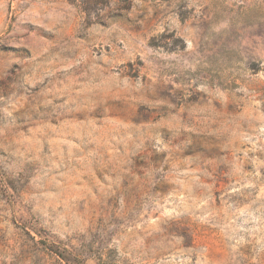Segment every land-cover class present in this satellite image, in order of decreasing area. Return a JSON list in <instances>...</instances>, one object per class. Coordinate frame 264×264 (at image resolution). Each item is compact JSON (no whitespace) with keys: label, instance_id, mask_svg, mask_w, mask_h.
<instances>
[{"label":"rangeland","instance_id":"obj_1","mask_svg":"<svg viewBox=\"0 0 264 264\" xmlns=\"http://www.w3.org/2000/svg\"><path fill=\"white\" fill-rule=\"evenodd\" d=\"M0 264H264V0H0Z\"/></svg>","mask_w":264,"mask_h":264}]
</instances>
